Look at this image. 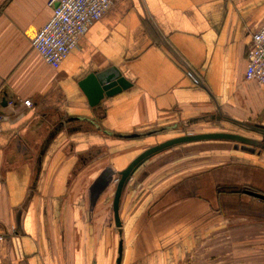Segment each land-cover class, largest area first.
Returning a JSON list of instances; mask_svg holds the SVG:
<instances>
[{
  "label": "crops",
  "instance_id": "obj_1",
  "mask_svg": "<svg viewBox=\"0 0 264 264\" xmlns=\"http://www.w3.org/2000/svg\"><path fill=\"white\" fill-rule=\"evenodd\" d=\"M48 2L0 0V264H116L119 252L120 264H264V201L244 193L264 194L258 147L151 157L122 192L120 227L115 183L92 212L88 199L103 169L167 140H261L264 87L244 74L264 0H122L57 70L31 47ZM112 68L130 88L90 106L81 83Z\"/></svg>",
  "mask_w": 264,
  "mask_h": 264
},
{
  "label": "built area",
  "instance_id": "obj_2",
  "mask_svg": "<svg viewBox=\"0 0 264 264\" xmlns=\"http://www.w3.org/2000/svg\"><path fill=\"white\" fill-rule=\"evenodd\" d=\"M122 0H49L51 17L31 41V47L51 69L57 70L79 39L103 14ZM244 78L264 87V23L252 33L246 52ZM195 85L199 81L190 72Z\"/></svg>",
  "mask_w": 264,
  "mask_h": 264
},
{
  "label": "water",
  "instance_id": "obj_3",
  "mask_svg": "<svg viewBox=\"0 0 264 264\" xmlns=\"http://www.w3.org/2000/svg\"><path fill=\"white\" fill-rule=\"evenodd\" d=\"M80 86L84 91L90 106H96L105 98H111L117 94H120L122 91L129 89L131 84L124 77H122L116 69L112 68L97 75H90L81 83ZM252 130L262 135L261 140H251L240 135L230 133L184 135L178 138L167 140L144 150L128 165V167H126V169L119 173H115L111 168L107 167L99 173L88 189L89 210L92 212L103 193L110 187L112 183H115L112 212L116 227H120L118 211L122 192L134 173L151 157L176 146L205 141H230L240 144L243 147H258L264 150V128L252 127ZM247 150L253 152L252 149ZM244 193L264 201V194H260L251 190H245ZM116 264H120V252L118 259L116 260Z\"/></svg>",
  "mask_w": 264,
  "mask_h": 264
},
{
  "label": "rangeland",
  "instance_id": "obj_4",
  "mask_svg": "<svg viewBox=\"0 0 264 264\" xmlns=\"http://www.w3.org/2000/svg\"><path fill=\"white\" fill-rule=\"evenodd\" d=\"M189 132H192V131L190 130ZM193 132H194V130H193ZM186 135H197V134L196 133H189V134H186Z\"/></svg>",
  "mask_w": 264,
  "mask_h": 264
}]
</instances>
